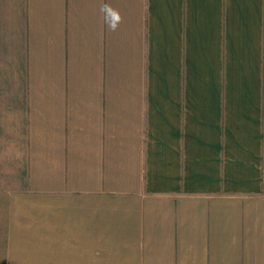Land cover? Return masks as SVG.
<instances>
[{
    "label": "crops",
    "instance_id": "1",
    "mask_svg": "<svg viewBox=\"0 0 264 264\" xmlns=\"http://www.w3.org/2000/svg\"><path fill=\"white\" fill-rule=\"evenodd\" d=\"M0 264H264V0H0Z\"/></svg>",
    "mask_w": 264,
    "mask_h": 264
},
{
    "label": "clouds",
    "instance_id": "2",
    "mask_svg": "<svg viewBox=\"0 0 264 264\" xmlns=\"http://www.w3.org/2000/svg\"><path fill=\"white\" fill-rule=\"evenodd\" d=\"M100 10L103 13L104 23L109 31H116L123 22V17L119 10L108 4L102 5Z\"/></svg>",
    "mask_w": 264,
    "mask_h": 264
}]
</instances>
